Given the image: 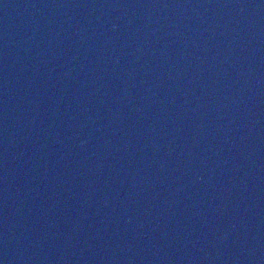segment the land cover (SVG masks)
I'll return each mask as SVG.
<instances>
[{
	"label": "water",
	"instance_id": "obj_1",
	"mask_svg": "<svg viewBox=\"0 0 264 264\" xmlns=\"http://www.w3.org/2000/svg\"><path fill=\"white\" fill-rule=\"evenodd\" d=\"M0 264H264V0H0Z\"/></svg>",
	"mask_w": 264,
	"mask_h": 264
}]
</instances>
